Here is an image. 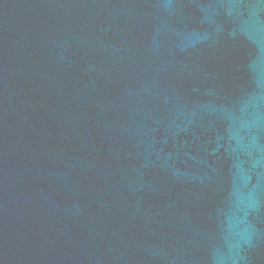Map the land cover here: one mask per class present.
Returning a JSON list of instances; mask_svg holds the SVG:
<instances>
[{"label":"water","instance_id":"water-1","mask_svg":"<svg viewBox=\"0 0 264 264\" xmlns=\"http://www.w3.org/2000/svg\"><path fill=\"white\" fill-rule=\"evenodd\" d=\"M0 264H264V0H0Z\"/></svg>","mask_w":264,"mask_h":264}]
</instances>
